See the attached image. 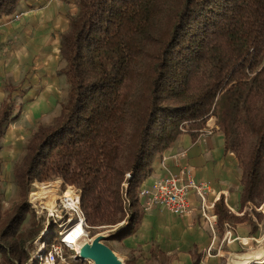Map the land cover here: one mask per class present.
Listing matches in <instances>:
<instances>
[{"label":"trees","instance_id":"trees-1","mask_svg":"<svg viewBox=\"0 0 264 264\" xmlns=\"http://www.w3.org/2000/svg\"><path fill=\"white\" fill-rule=\"evenodd\" d=\"M22 1L0 0V20ZM78 5L61 38L68 100L51 125L34 133L15 166L20 194L26 197L35 181L60 177L79 190L86 225L94 230L124 221L110 233L123 240L143 218L138 189L155 159L184 129L198 134L215 118L226 149L243 170L242 204L259 208L264 0H79ZM17 116L13 103L6 106L0 142ZM26 206L24 201L0 231L3 264L38 262L16 241ZM1 207L0 185V212ZM216 210L220 222L235 218L222 200ZM50 244L45 242L44 251Z\"/></svg>","mask_w":264,"mask_h":264},{"label":"crops","instance_id":"crops-1","mask_svg":"<svg viewBox=\"0 0 264 264\" xmlns=\"http://www.w3.org/2000/svg\"><path fill=\"white\" fill-rule=\"evenodd\" d=\"M78 1L25 0L18 11L0 20V116L10 103L18 112L2 136L1 162L14 163L22 152L21 163L34 133L62 114L70 84L64 73L67 62L61 54V38L79 12ZM63 82L68 90L60 112L47 125L32 131L29 141H25L27 117L29 122L47 117L60 99ZM211 127L212 133L207 134ZM186 168L198 183L209 186L205 201L209 215L216 216L214 232L202 217L201 199L191 192L189 201L195 209L192 215L176 216L161 208L143 213L135 231L123 240H114L112 250L126 264H226L230 254L259 259L237 261L241 264H264L262 226L254 218L255 207L242 204V167L237 156L226 149L224 135L213 118L198 134L184 129L155 159L141 186ZM219 200L235 218L220 222L216 210Z\"/></svg>","mask_w":264,"mask_h":264},{"label":"rangeland","instance_id":"rangeland-1","mask_svg":"<svg viewBox=\"0 0 264 264\" xmlns=\"http://www.w3.org/2000/svg\"><path fill=\"white\" fill-rule=\"evenodd\" d=\"M61 65H65L63 61ZM7 78L10 79L9 76H7ZM61 88L60 92H58L60 99L47 117L34 122H29L27 117V137H25V141H29L32 131L36 130L40 125H47L51 117L56 116L60 112L62 104L67 98L66 93L68 85L66 82H63ZM213 119L216 123V119ZM187 125H189V123H185L182 126L186 127ZM206 126L207 125H205L203 129H205ZM22 156V152H20L17 157L18 159L10 164L3 159L1 162L0 158V177L3 180V186H1L2 207L0 212V231L2 228L6 227L11 217L17 211V208L25 201L29 212L26 214L25 219L17 231L16 241L21 246L27 245L26 247L30 251V254L36 258L39 253L44 251L45 242L50 241V243H59L62 234L68 231L77 220H80L77 214L64 209L62 206V198L66 193L68 195H74V197L78 196L79 199L80 193L76 187L64 184L60 177H52L44 181H35L30 185V192L26 194V197L21 195L14 176V168L16 164L21 161ZM253 213L254 218L260 222L264 232V202L259 208H254ZM82 220L85 225L86 234L79 244L84 240L91 241L98 235H104L107 236L105 244L110 248V245H112L114 241V239L110 237V233L124 223L123 221L115 226H97L93 230L86 225L84 217ZM75 255V250H63V256L68 260L67 264H92L82 259L74 261L73 257ZM4 260L5 258L0 254V263L3 264ZM31 260L33 259L31 258ZM36 260L38 261V259ZM34 264H40V262ZM58 264L63 263L59 262Z\"/></svg>","mask_w":264,"mask_h":264},{"label":"built area","instance_id":"built-area-1","mask_svg":"<svg viewBox=\"0 0 264 264\" xmlns=\"http://www.w3.org/2000/svg\"><path fill=\"white\" fill-rule=\"evenodd\" d=\"M15 19L19 15H15ZM214 128H207V134H211ZM218 129V128H217ZM209 186L205 183H198L191 175V171L186 168L178 174H169L166 178L157 179L153 183L140 186L138 189V200L143 213L152 211L155 208H161L176 216H190L195 209L190 204L189 194L194 192L201 199L202 217L208 227L214 232L216 224V216L209 215L206 205V193ZM62 206L64 209L74 212L83 221V212L80 207V199L78 196L68 195L62 198ZM85 228V225H84ZM230 228V227H229ZM76 245L65 243L61 236L59 243H51L46 251L38 254V262L44 264H58L59 262L67 264L68 260L63 256L64 249L75 250L76 255L74 261L81 260L77 255ZM77 263V262H75Z\"/></svg>","mask_w":264,"mask_h":264},{"label":"water","instance_id":"water-1","mask_svg":"<svg viewBox=\"0 0 264 264\" xmlns=\"http://www.w3.org/2000/svg\"><path fill=\"white\" fill-rule=\"evenodd\" d=\"M107 236L98 235L93 240H84L79 244L78 257L82 260L91 262L92 264H126L107 244L105 239ZM255 256L244 257L237 254H230L226 264H235V262H254Z\"/></svg>","mask_w":264,"mask_h":264},{"label":"bare ground","instance_id":"bare-ground-1","mask_svg":"<svg viewBox=\"0 0 264 264\" xmlns=\"http://www.w3.org/2000/svg\"><path fill=\"white\" fill-rule=\"evenodd\" d=\"M85 228L83 221H76L74 225L65 233L62 234L63 241L65 243H69L70 245H76L77 247V255L79 254V242L85 236ZM250 255V254H249ZM44 264V263H40ZM235 264H241L236 262Z\"/></svg>","mask_w":264,"mask_h":264}]
</instances>
